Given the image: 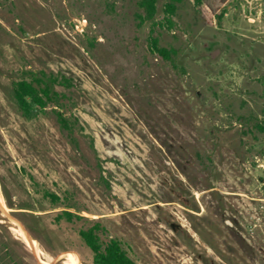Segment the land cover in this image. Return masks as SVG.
<instances>
[{
	"label": "rangeland",
	"instance_id": "obj_1",
	"mask_svg": "<svg viewBox=\"0 0 264 264\" xmlns=\"http://www.w3.org/2000/svg\"><path fill=\"white\" fill-rule=\"evenodd\" d=\"M139 1L0 0V264H94L95 221L137 264H264V0Z\"/></svg>",
	"mask_w": 264,
	"mask_h": 264
},
{
	"label": "trees",
	"instance_id": "obj_2",
	"mask_svg": "<svg viewBox=\"0 0 264 264\" xmlns=\"http://www.w3.org/2000/svg\"><path fill=\"white\" fill-rule=\"evenodd\" d=\"M184 0H169L166 4V20L172 23V16L177 12L178 5ZM157 0H140L139 7L143 10L144 15L140 16L142 21L153 20L157 13ZM151 48L156 51L165 60H172L173 55L177 52L174 49H167L159 45L157 38H151ZM68 82L66 79L60 80L58 77L49 76L45 72L41 76L35 77L32 80L22 79L13 83L12 96L18 105V108L27 118H32L36 115L37 108L44 109L47 104L57 100L59 94L54 90L56 84H64ZM58 117L63 126L69 128L67 120L58 113ZM257 129L264 133V125L257 124ZM7 203L10 208L14 204L5 191ZM43 198L48 199L54 207H59L61 197L49 191H43ZM59 211L54 216V221L60 224L63 221L73 223L76 220H82L84 217L68 210L70 207ZM21 209H24L21 207ZM103 231V226L99 221H95L93 226L88 229L79 231L80 237L85 244L91 249L94 254V264H137L122 247L121 242L116 238H111L107 243L101 239L100 232Z\"/></svg>",
	"mask_w": 264,
	"mask_h": 264
},
{
	"label": "built area",
	"instance_id": "obj_3",
	"mask_svg": "<svg viewBox=\"0 0 264 264\" xmlns=\"http://www.w3.org/2000/svg\"><path fill=\"white\" fill-rule=\"evenodd\" d=\"M78 23L80 24V25H83V26H86V20H83V22L82 21H78ZM76 28L77 29H79V25H76Z\"/></svg>",
	"mask_w": 264,
	"mask_h": 264
}]
</instances>
